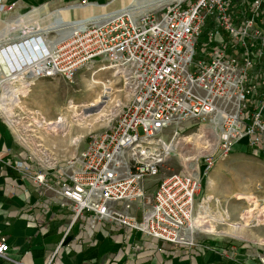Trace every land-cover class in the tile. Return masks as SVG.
<instances>
[{
    "label": "built area",
    "instance_id": "obj_1",
    "mask_svg": "<svg viewBox=\"0 0 264 264\" xmlns=\"http://www.w3.org/2000/svg\"><path fill=\"white\" fill-rule=\"evenodd\" d=\"M121 1L125 5L89 17L54 46L28 32L0 48L12 55L8 67L3 64L8 81L24 89L42 79L72 81L81 70L98 67L119 76L130 99L127 105L118 101L122 110L108 129L91 134L86 147L67 161L62 182L50 183L41 173L34 180L64 198L76 216L92 212L97 220L192 247L200 235H209L193 227L194 218L209 210L200 198L201 177L172 172L147 200L146 180L160 174L182 133L194 126L214 129L224 156L243 139L252 148L264 140V90L257 82L258 63H264V0H112L77 6L108 9ZM205 33L213 43L207 46L211 56L197 61ZM18 48L23 52L16 58ZM205 164L206 172L214 168L215 152ZM251 222L264 223V211ZM9 249L0 238V257L17 264Z\"/></svg>",
    "mask_w": 264,
    "mask_h": 264
},
{
    "label": "rangeland",
    "instance_id": "obj_2",
    "mask_svg": "<svg viewBox=\"0 0 264 264\" xmlns=\"http://www.w3.org/2000/svg\"><path fill=\"white\" fill-rule=\"evenodd\" d=\"M18 1L21 2L22 10L20 9V13L12 11L5 18L6 23L12 22V26L0 35V48L11 38L24 37L28 32L43 33L40 28L51 24L58 11L72 7L81 9L70 14L69 20L73 21L125 5L121 1L108 9H100L93 6L80 7L77 4L84 1L107 4L112 0ZM42 36H45L44 40L48 44L61 37L57 33ZM206 36L207 33L197 46V61L211 56L212 49L207 47L209 39ZM3 56L0 53V80L4 81L0 84V116L8 123L21 151L30 157V164L36 173L46 174L50 183H60L68 173L67 161L86 147L91 134L107 130L112 116L122 110L116 108L118 101H122L124 105L129 103L122 80L112 70L100 71L98 67H92L81 70L72 81L63 77L42 79L29 89H24L22 84L8 81V71L1 62L8 59L4 54ZM257 82L264 90V63H258ZM104 83L110 88L107 93ZM99 97H103L106 102L101 109L96 105ZM87 105L90 106L86 107ZM60 121L66 122L62 129H59ZM180 132L184 130L180 129ZM217 140L218 133L206 125H197L182 133L180 144L164 164L160 174L146 180V200L152 197L159 183L172 172L194 174L202 179L200 198L209 205L207 214L200 215L199 219L205 217L216 221L211 223L215 228L213 234L199 237L229 248L234 246L233 243L239 246L249 244L242 239L252 241V233L257 232L262 236L261 239L257 238V243L263 244L264 223L253 225L251 220L264 211V156L257 151V147L247 146L246 139L224 156L218 149ZM211 152H215V166L206 172L205 159ZM232 210L238 211L233 214ZM199 237L195 244L200 240Z\"/></svg>",
    "mask_w": 264,
    "mask_h": 264
},
{
    "label": "crops",
    "instance_id": "obj_3",
    "mask_svg": "<svg viewBox=\"0 0 264 264\" xmlns=\"http://www.w3.org/2000/svg\"><path fill=\"white\" fill-rule=\"evenodd\" d=\"M0 6L5 8L0 11L2 35L12 26L5 18L12 11L20 13L21 2L0 0ZM21 150L0 116V238L6 239L8 256L17 264H264V243H257L262 237L257 232L252 241L242 239L247 245L228 248L199 237L196 246H177L97 220L92 212L76 216L63 205L64 198L34 180L36 170ZM257 151L264 156V140ZM0 264L15 263L0 257Z\"/></svg>",
    "mask_w": 264,
    "mask_h": 264
},
{
    "label": "bare ground",
    "instance_id": "obj_4",
    "mask_svg": "<svg viewBox=\"0 0 264 264\" xmlns=\"http://www.w3.org/2000/svg\"><path fill=\"white\" fill-rule=\"evenodd\" d=\"M74 6V5H73ZM79 6V5H78ZM82 7V6H80ZM77 10H81L79 8H76V7H72V8H69V9H66V10H61V11H58L57 15L56 16H53V22L51 24H49L48 26H45L44 28H40V30H43L41 34L39 35H42V34H49V33H57L59 34L61 37L55 41H53L51 43V45H56L59 41L65 39L66 37L72 35V33L80 28L83 27L84 24H86L88 21V18L91 17H85V18H82V19H79L80 21L83 20V21H86V22H80V23H77V24H73L75 20L73 21H70L69 20V16L71 13L73 12H76ZM92 15V14H91ZM96 14H93L92 16H94ZM68 18V19H67ZM71 19V18H70ZM77 20V19H76ZM38 30V31H40ZM38 34V33H37ZM25 37V36H24ZM39 44V43H37ZM23 49L22 48H18V55H20V51H22ZM17 52H13V54L17 53ZM23 52V51H22ZM0 53L2 54L3 56V53L1 52L0 50ZM4 57V56H3ZM5 57H12L11 54L9 53H5ZM9 60V59H8ZM7 60V61H8ZM7 61H2V63L4 64L5 68H7ZM4 81L0 80V84H3ZM109 88H106V92H108ZM112 90V89H111ZM112 93V92H111ZM103 95V94H102ZM106 97V96H104ZM15 98H16V95H15ZM105 100L103 97H99V100L98 102L96 103V105H99V108L101 109L104 104H105ZM90 105H87L86 107H89ZM93 106V105H92ZM102 111V110H101ZM59 125L61 127H59V129L63 128L64 125H66V122L65 121H60ZM79 125V124H78ZM58 127V126H56ZM189 160V159H187ZM190 165V164H189ZM211 199V198H209ZM202 215V213L200 212L199 215H197L194 220H193V227L197 226V227H200L202 230H204L206 233H209V234H213V229H215L214 227L211 226V223L209 221H206L205 217L204 218H201L199 219V216ZM243 219H245V217H243Z\"/></svg>",
    "mask_w": 264,
    "mask_h": 264
}]
</instances>
